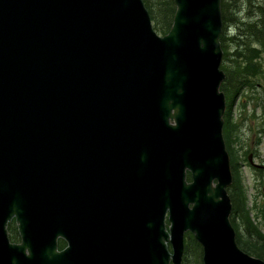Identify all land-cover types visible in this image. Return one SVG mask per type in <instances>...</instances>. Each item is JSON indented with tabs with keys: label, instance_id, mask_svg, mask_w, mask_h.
Wrapping results in <instances>:
<instances>
[{
	"label": "water",
	"instance_id": "water-1",
	"mask_svg": "<svg viewBox=\"0 0 264 264\" xmlns=\"http://www.w3.org/2000/svg\"><path fill=\"white\" fill-rule=\"evenodd\" d=\"M219 1L172 0L159 34L142 0H0V264H179L184 231L200 264H264L228 218Z\"/></svg>",
	"mask_w": 264,
	"mask_h": 264
},
{
	"label": "trees",
	"instance_id": "trees-1",
	"mask_svg": "<svg viewBox=\"0 0 264 264\" xmlns=\"http://www.w3.org/2000/svg\"><path fill=\"white\" fill-rule=\"evenodd\" d=\"M142 1L146 7L154 30L160 34L166 32L171 23L174 10L172 0ZM219 7L221 28L218 34V41L222 50L219 67L224 72V76L219 84V89L224 94L225 102H228V96L231 94L232 96L237 95L245 85H253L252 82L250 83L249 80L246 79L248 76L245 72L250 64H254L250 59L256 53L253 52L255 51L254 47L257 46L264 54V0H220ZM230 29L232 34L228 36ZM229 48H232L231 52L228 51ZM231 55L233 57L230 59L229 56ZM227 102L226 106L228 107L229 104ZM255 105L256 103L253 104V106ZM224 123L225 112L222 114L221 132L225 142L232 175L231 182L226 186V191L230 200L228 218L234 230L238 228L236 218L239 217V221L242 222L243 228L252 232V236L239 237L235 235L237 245L242 250L264 260V234L261 233L258 227L251 221L248 210L245 207V197L240 179L236 169L232 167L233 157L230 145L233 141H231V139L226 141ZM231 127L232 126H230V128ZM262 206V208H259L260 213L264 210V203ZM190 234L189 231H186V237H190L188 242H192L191 244L193 245L195 244L199 256L201 252L200 245ZM9 235L10 239H14V230L10 229ZM183 246L185 250L187 245Z\"/></svg>",
	"mask_w": 264,
	"mask_h": 264
},
{
	"label": "rangeland",
	"instance_id": "rangeland-1",
	"mask_svg": "<svg viewBox=\"0 0 264 264\" xmlns=\"http://www.w3.org/2000/svg\"><path fill=\"white\" fill-rule=\"evenodd\" d=\"M156 31V30H155ZM158 33V32H157ZM228 36L232 34V31L228 32ZM160 34V33H159ZM253 52H256L253 57H251V62L254 64H250L247 67V71L245 72L248 77L246 79L249 82L253 83L252 86H243V88L237 93V95L228 96V104L226 106L225 97H224V110L225 112V123H224V130L226 135H230V124L233 123V119L239 117V113L242 112L246 116L249 115L251 119L250 125L252 126L250 130H245L244 134L251 136L252 134L259 136V142L257 143V148L259 149L260 153L264 152V115L257 116L259 114V108L253 106L256 101L257 93L259 86L257 82H260L264 79V54L260 49L255 46ZM229 52L232 51V48H229ZM233 56H229L231 59ZM245 62V61H244ZM264 85V82H262ZM248 118V119H249ZM240 125V124H239ZM238 125V126H239ZM222 127V126H221ZM257 127L254 130V128ZM262 130L260 131V129ZM222 129V128H221ZM259 129L257 132L256 130ZM230 137V136H229ZM224 140V139H223ZM227 141V138H226ZM225 145V142H224ZM243 160V159H242ZM237 174L240 179V184L242 186L243 194L245 197V207L248 210L249 217L251 221L258 227L261 233L264 234V210L262 213L259 212V208L263 207L264 203V193L262 192L261 186L264 184L262 179L264 180V173L263 175L260 174V171H254L253 168L246 166L243 162L239 165L237 163ZM240 218H236L237 222V230H234V234L236 236H246L247 234H251L252 232L247 231L243 228L242 222L239 221ZM191 236V234H190ZM192 237V236H191ZM189 236L186 237V231L183 234V244L187 245L186 249H183V253L181 255V261L179 264H199V256L198 251L196 249L195 244H191L192 242H188ZM243 240V238H242ZM245 244L243 241H241ZM193 245V246H192Z\"/></svg>",
	"mask_w": 264,
	"mask_h": 264
},
{
	"label": "flooded vegetation",
	"instance_id": "flooded-vegetation-1",
	"mask_svg": "<svg viewBox=\"0 0 264 264\" xmlns=\"http://www.w3.org/2000/svg\"><path fill=\"white\" fill-rule=\"evenodd\" d=\"M264 82V79L260 82H257V84L261 87H259L256 97V107L259 108V114L257 116L264 115V85L262 84ZM249 115H245L244 113L240 112L239 117L233 119V123L230 124L232 126L230 128V137L226 135L227 140L231 139L232 144L229 145L231 147V153H232V167L233 169H237V163L242 164V162L251 168L254 169V171H260V174L263 175L264 173V152L260 153L259 149L257 148V143L260 141L259 136L256 134H252L251 136L244 134L245 130L251 129V119L249 118ZM240 124V125H239ZM239 125V126H238ZM257 127L254 128L253 131H255ZM257 132L259 129L256 130ZM261 131V129H260ZM103 155V156H102ZM100 155L101 159L97 162L96 168L100 172H104L103 175H100L96 182V199L99 203L105 204V205H113L115 203H119V201H123V194L125 195V190L123 189V194L120 193L118 196V190L117 184H115V181H118V177H116V172L123 171L124 164H129V161H115L114 158L121 157L122 155H125L121 152H115V153H107ZM103 158V159H102ZM114 160H112V159ZM243 159V160H242ZM189 179V178H188ZM264 182V180L262 179ZM124 182V181H123ZM122 184V183H121ZM264 186V184H262ZM261 186L262 192L263 188ZM264 193V192H263ZM127 198L129 199V193L127 192ZM14 230L15 232V238L10 239V229ZM6 230L9 240L17 241L18 240V234L16 231V226L13 221V218L8 220L6 222ZM246 236H252L251 234H247ZM66 240L60 236L56 237V248L60 249L66 245ZM166 246L169 249V244L165 242ZM184 245V244H183ZM184 249V246H183ZM182 249V253H183ZM182 255V254H181ZM199 264L201 263V252L199 255ZM181 261V259H180ZM180 263V262H179Z\"/></svg>",
	"mask_w": 264,
	"mask_h": 264
}]
</instances>
